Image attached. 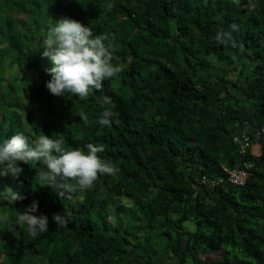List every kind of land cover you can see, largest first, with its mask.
<instances>
[{"label":"trees","instance_id":"trees-1","mask_svg":"<svg viewBox=\"0 0 264 264\" xmlns=\"http://www.w3.org/2000/svg\"><path fill=\"white\" fill-rule=\"evenodd\" d=\"M0 17L10 55L1 65L16 64L24 75L5 84L0 68V142L21 131L30 141L62 138L67 149L102 144L99 155L119 169L71 199L39 185L36 163H21L18 179L0 178V191L11 186L26 197L14 205L0 199L4 231L14 232L0 239L3 248L19 245L5 264H22V255L34 256L39 246L42 260L25 264H264V149L257 136L264 126V0H0ZM61 17L109 35L112 62L123 66L85 101L46 88L51 64L41 55L43 39ZM228 32L242 52L221 42ZM102 95L114 104L111 127L94 123ZM241 132L258 142V158L251 148L240 153L233 138ZM245 163L252 164L245 186L230 184L223 167ZM33 201L35 215L49 220L36 238L14 223L17 210ZM54 213H67L69 222L58 225ZM126 213L154 224L164 251L147 248L152 239L140 244L138 224H145ZM184 221L196 230L183 231ZM218 251L220 258L209 262Z\"/></svg>","mask_w":264,"mask_h":264},{"label":"clouds","instance_id":"clouds-1","mask_svg":"<svg viewBox=\"0 0 264 264\" xmlns=\"http://www.w3.org/2000/svg\"><path fill=\"white\" fill-rule=\"evenodd\" d=\"M230 28L239 31L236 24L230 25ZM223 35L227 41L221 40L220 34L217 40L230 42L233 48L243 51V44L238 45L231 32ZM41 55L51 64L46 69L50 76L46 88L57 97L71 95L85 101L94 93L102 92L104 82L123 71L122 65L112 62L115 58L114 45L109 35H95L91 27L70 17H61L55 24L48 25ZM97 102L103 107V112L94 123L111 127L114 107L111 97L98 96ZM78 116L84 125L90 123L84 111H80ZM104 151L102 144L88 143L84 148L67 149L62 138L44 134L30 141L27 135L18 132L0 142V178L18 179L23 172L21 163H36L42 166L38 173L39 185L50 187L61 199H71L73 193L93 189L101 176L115 175L119 171L111 160L99 155ZM0 199L14 205L26 197L8 186L0 191ZM37 211L38 201H33L23 211L17 210L14 220L15 225L33 238L48 231V217L35 215ZM7 219L6 215L0 217V220ZM52 219L58 225H66L70 216L67 213H54Z\"/></svg>","mask_w":264,"mask_h":264},{"label":"rangeland","instance_id":"rangeland-1","mask_svg":"<svg viewBox=\"0 0 264 264\" xmlns=\"http://www.w3.org/2000/svg\"><path fill=\"white\" fill-rule=\"evenodd\" d=\"M0 19H4V17H0ZM10 21L12 23H16L18 21V17L14 14L11 16L10 18ZM4 25L5 23L3 21L0 22V31H3L4 30ZM7 46L6 42L4 39H1L0 38V68H4L3 71H2V74H3V82L6 84V83H9L15 80H17V82H21L24 78H23V72L22 71H19L18 68H17V65L16 64H13V63H7L8 61L5 62L4 65H1L4 57H10V55L7 53V51L4 49V47ZM10 59L9 58V62H10ZM34 71H31L30 70V73L27 78V82L26 83H31L32 82V78L34 76ZM31 76V77H30ZM0 93H2V89L0 88ZM20 100H22V98H20ZM24 115V114H23ZM1 119V117H0ZM21 132V131H19ZM251 151H252V154L254 155L255 158H258L261 154L260 152V146L258 144L257 141H255L254 144L251 143ZM8 184L11 182L10 180H7L6 181ZM5 187H8V186H5ZM125 201H127V198H121L119 200V203H124ZM1 213V212H0ZM1 215V214H0ZM175 215V214H173ZM176 216V215H175ZM1 217V216H0ZM126 217L127 219L131 220V221H135L137 222V220H142L143 223L145 224L143 226V228H141L138 224V227L140 228L141 230V234L142 236H145V238H140V244H145V239L148 238V239H152L151 241H149V243L146 242V247L147 248H151L152 250H159V251H164V247H163V243L161 242V239H160V233H157L155 231V227H154V224H148L145 220H143L142 218L140 219V216L139 215H134L133 213H126ZM2 222H5L4 220H0V239H5V238H9V235H12L14 234V232L12 233L11 230L10 231H4V226H5V223H2ZM145 228V229H144ZM182 229L183 231H188V232H194L196 230V225L193 221H184L182 223ZM155 231V232H153ZM5 242H1L0 240V264H5V263H9V261L13 258V255H18L19 253L17 252V250L19 249V245L17 244L16 241H13L8 249H5L3 248ZM33 253V252H32ZM35 253V255H34ZM34 253L33 255L34 256H31L30 253H28L27 255H22L21 257V260L20 262L22 264H25L24 263V260H29L31 259L32 262L40 259L42 260L43 257L40 256V253L43 255L44 253V247H37L35 250H34ZM222 253L220 251L214 253V254H209L208 257H207V260L211 263H214L217 259L220 258V255ZM148 256H151V255H148ZM204 260H205V255H202L201 256Z\"/></svg>","mask_w":264,"mask_h":264},{"label":"built area","instance_id":"built-area-1","mask_svg":"<svg viewBox=\"0 0 264 264\" xmlns=\"http://www.w3.org/2000/svg\"><path fill=\"white\" fill-rule=\"evenodd\" d=\"M257 136L260 139V144L262 148L264 149V126L260 130L257 131ZM233 141L235 143L239 144V150L241 154H245L246 150L251 147V139L250 137L244 133L241 132L240 134L236 135L233 138ZM252 168V164L250 163H245L242 167H235V168H226L223 167L224 173H226V180L235 186H240L243 187L245 186L249 175V170ZM203 182H205V178L202 179ZM223 177H219L216 180H211L210 184L212 186L217 185L219 182H222Z\"/></svg>","mask_w":264,"mask_h":264}]
</instances>
